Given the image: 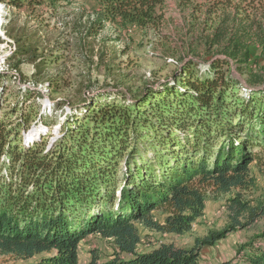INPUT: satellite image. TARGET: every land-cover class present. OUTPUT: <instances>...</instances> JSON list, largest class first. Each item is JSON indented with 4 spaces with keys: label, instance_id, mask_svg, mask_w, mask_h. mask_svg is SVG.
I'll return each instance as SVG.
<instances>
[{
    "label": "trees",
    "instance_id": "trees-1",
    "mask_svg": "<svg viewBox=\"0 0 264 264\" xmlns=\"http://www.w3.org/2000/svg\"><path fill=\"white\" fill-rule=\"evenodd\" d=\"M58 1L0 3L21 10ZM93 1L100 13L90 36L104 23L142 32L166 24V0ZM176 2L187 14L184 57L211 59L204 77L191 58L178 76L183 87L143 82L115 97L102 94L106 102L85 101L73 107L52 144L26 143L33 109L0 115V255L22 264H80L81 242L96 235L114 249L103 262L93 250L88 264H200L203 247L264 218V205L253 206L243 194L255 185L251 167L260 160L256 149L264 148V70H248L247 99L232 73V66L249 67L252 49L264 57V0ZM19 55L26 50L9 61ZM228 194L231 224L224 230L197 238L191 249L162 244L139 253V226L185 235L210 198ZM248 248V264H264V232L239 253Z\"/></svg>",
    "mask_w": 264,
    "mask_h": 264
},
{
    "label": "rangeland",
    "instance_id": "rangeland-1",
    "mask_svg": "<svg viewBox=\"0 0 264 264\" xmlns=\"http://www.w3.org/2000/svg\"><path fill=\"white\" fill-rule=\"evenodd\" d=\"M166 5V24L161 31L142 32L131 26L104 23L98 35L90 36V27L100 13L93 0H60L55 6L21 10L0 3V115L15 107L25 113L33 109L37 115L26 132V143L45 138L52 144L62 137L67 115L85 101L101 96L99 102H106L102 94L115 97L117 91L137 89L143 82L154 87L166 83L183 87L178 76L191 58L198 63L199 76L204 77L211 59L202 55L184 57L187 47L180 32L186 26L187 14L181 12L176 0H166ZM19 49H25L27 55L9 61ZM252 69L264 70V57L257 49H252L249 67L243 72L232 66L233 75L244 86H236L242 98H249L245 86L247 72ZM16 118L13 116V120ZM256 150L260 160L251 167L255 185L243 192L253 206L264 205V148ZM229 197L231 194L210 198L205 215L185 235L162 234L139 226V253H149L162 244L191 249L197 238L224 230L231 224L226 205ZM263 232L264 218L237 229L214 246L203 247L200 264H248L244 254L250 249L241 254L239 249ZM259 245L256 240L253 248ZM113 249L111 241L89 235L80 244V264H88L93 250H98L103 262ZM0 264L22 262L0 255Z\"/></svg>",
    "mask_w": 264,
    "mask_h": 264
},
{
    "label": "bare ground",
    "instance_id": "bare-ground-1",
    "mask_svg": "<svg viewBox=\"0 0 264 264\" xmlns=\"http://www.w3.org/2000/svg\"><path fill=\"white\" fill-rule=\"evenodd\" d=\"M1 13H2V8L0 6V20H1ZM0 27H1V21H0ZM30 136H32V134H30Z\"/></svg>",
    "mask_w": 264,
    "mask_h": 264
},
{
    "label": "built area",
    "instance_id": "built-area-1",
    "mask_svg": "<svg viewBox=\"0 0 264 264\" xmlns=\"http://www.w3.org/2000/svg\"><path fill=\"white\" fill-rule=\"evenodd\" d=\"M52 143V142H51Z\"/></svg>",
    "mask_w": 264,
    "mask_h": 264
}]
</instances>
